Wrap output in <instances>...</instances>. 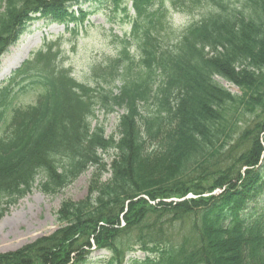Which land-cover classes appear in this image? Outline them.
I'll return each mask as SVG.
<instances>
[{
    "label": "trees",
    "instance_id": "trees-1",
    "mask_svg": "<svg viewBox=\"0 0 264 264\" xmlns=\"http://www.w3.org/2000/svg\"><path fill=\"white\" fill-rule=\"evenodd\" d=\"M71 1L79 0H0V53L31 12L83 21ZM165 1L188 12L204 3L158 0L154 9L153 0H132L137 53L124 46L107 66L92 67L97 89L63 72L55 77L45 57L39 69L40 58L32 64L43 90L35 104L12 109V131L0 138L1 211L37 181L56 194L95 171L87 196L57 209V231L0 254V264H86L93 243L110 251L105 264H264V213L248 214L264 176L256 169L264 153V0H211L216 8L178 36ZM117 108L124 109L118 137H106L93 121L98 109ZM111 150L104 181L103 153ZM189 193L198 197L165 201ZM137 249L148 256L127 259Z\"/></svg>",
    "mask_w": 264,
    "mask_h": 264
},
{
    "label": "rangeland",
    "instance_id": "rangeland-1",
    "mask_svg": "<svg viewBox=\"0 0 264 264\" xmlns=\"http://www.w3.org/2000/svg\"><path fill=\"white\" fill-rule=\"evenodd\" d=\"M233 1V0H232ZM236 1V0H235ZM96 3L86 1L82 3V7L90 13L86 17V21L80 24L78 29L79 35H72L64 31V25L49 23L45 19L40 18L34 20L26 27L24 34L13 44V49H8L9 54L2 57L0 63V75H6L8 64L11 68H17L22 61L28 57L27 50L39 47L43 44V34L49 35V39L55 41L59 34H64V40L60 43L56 41L57 61L66 65L75 76L79 79H84L90 72V65L96 60H104L110 55H115L116 40L115 34L122 35L124 32L131 31V22L125 18L123 14L117 15L115 23L110 20L108 10L102 7H97ZM214 5L207 4L204 7L196 9L193 15L173 13L171 19L172 25L180 30L185 28L193 20H200L209 14L207 11ZM77 8V6H76ZM98 9L97 11H95ZM108 12V13H107ZM74 25V24H72ZM113 27L114 32L110 30ZM11 57V58H10ZM25 57V58H24ZM3 60H6L3 62ZM10 75L0 77V86L3 80ZM22 79L20 85L16 86L13 95L14 104L28 105L34 103L39 92L38 86H32L31 80L27 75ZM231 92L241 94L239 88L226 81H222ZM123 110H118L106 116L104 113L99 114V120L103 121L106 126L107 134L116 133L117 126L120 122V116ZM6 117H3L0 123L4 122ZM2 125L0 124V130ZM108 165L111 163V156H105ZM264 175V167H263ZM93 167L88 171L78 176V179L68 184L56 194H48L42 191L38 184H35L30 193L26 194L22 199L18 200L16 204L0 215V253L18 250L27 244H30L36 239L52 234L56 231L60 224L56 221V211L61 204L68 199L79 201L87 196L88 186L93 175ZM104 179L109 178V173L104 174ZM262 184L260 187V195L252 202L248 209V214L253 213L255 216H261L264 213V176L260 180ZM259 183V184H260ZM164 222L165 219L163 220ZM164 229H170L168 225H164ZM146 254L142 251L131 253L130 256L144 258ZM88 264H101L99 259L108 256L106 250L94 251L91 255Z\"/></svg>",
    "mask_w": 264,
    "mask_h": 264
},
{
    "label": "bare ground",
    "instance_id": "bare-ground-1",
    "mask_svg": "<svg viewBox=\"0 0 264 264\" xmlns=\"http://www.w3.org/2000/svg\"><path fill=\"white\" fill-rule=\"evenodd\" d=\"M11 58V57H10ZM4 61H6V60H4Z\"/></svg>",
    "mask_w": 264,
    "mask_h": 264
}]
</instances>
